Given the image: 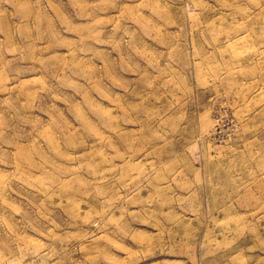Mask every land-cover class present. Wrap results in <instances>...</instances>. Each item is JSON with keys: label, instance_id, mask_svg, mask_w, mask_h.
Instances as JSON below:
<instances>
[{"label": "rangeland", "instance_id": "374dc122", "mask_svg": "<svg viewBox=\"0 0 264 264\" xmlns=\"http://www.w3.org/2000/svg\"><path fill=\"white\" fill-rule=\"evenodd\" d=\"M0 264H264V0H0Z\"/></svg>", "mask_w": 264, "mask_h": 264}]
</instances>
